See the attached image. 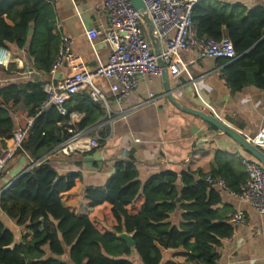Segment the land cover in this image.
Returning a JSON list of instances; mask_svg holds the SVG:
<instances>
[{
  "label": "trees",
  "instance_id": "16d2710c",
  "mask_svg": "<svg viewBox=\"0 0 264 264\" xmlns=\"http://www.w3.org/2000/svg\"><path fill=\"white\" fill-rule=\"evenodd\" d=\"M13 15L18 20L9 26L6 20L15 21ZM192 21L198 38L231 41L237 58L217 59L224 66L231 93L246 87L264 91V4L247 10L218 0H201L192 10ZM53 30L52 7L45 1L0 0V48L24 51V59L15 58L26 60L41 75L48 74L58 46ZM25 70L14 64L0 67V141L8 140L18 128V112L34 117L17 155L38 162L0 194L2 213L26 232L18 241L0 219V264H216V250L231 235L232 226L216 208L218 192L201 174L164 171L141 181L129 157L114 164L115 172L105 187L83 192L79 217L63 207L61 194L69 192L79 176L59 175L45 156L72 135L54 107L37 116L45 100V82L18 78ZM65 108L82 115L76 133L104 117L103 107L85 91L72 96ZM213 177L239 192L240 181L227 164ZM177 211L179 222L175 224L170 217ZM121 233L132 236L133 249L117 238ZM179 248L185 252L184 263H162L163 249Z\"/></svg>",
  "mask_w": 264,
  "mask_h": 264
},
{
  "label": "crops",
  "instance_id": "0c3cea01",
  "mask_svg": "<svg viewBox=\"0 0 264 264\" xmlns=\"http://www.w3.org/2000/svg\"><path fill=\"white\" fill-rule=\"evenodd\" d=\"M218 1L230 6H243L247 10L264 4V0ZM101 2L102 0H50L48 4L53 11V35L58 40L61 36L73 40L72 53L78 58L77 64H81L88 72L95 71L99 64H106L111 54L110 46L103 41L102 36L93 40L94 48L85 36L87 30L102 32L108 26L105 14L94 11V7ZM13 20L15 21L6 20V24L13 26L18 20L17 15H13ZM143 33L149 48L154 52L146 25ZM164 46L165 42L159 41V49L162 50ZM9 49L24 57L26 55L24 51L11 47ZM6 52L9 56L8 51ZM14 60V65L21 63L20 59ZM22 63V68L25 66L26 70L18 78L50 82L48 74L37 73L27 65L26 60ZM223 68L218 60L199 59L194 51L179 52L178 59L173 60L167 71L172 99L181 107L208 114L204 102L223 123L246 136L254 137L264 126V91L246 87L238 93H231L224 79ZM75 72L72 68H62L53 81L59 84L68 74ZM96 82L108 102L109 116L104 110V117L84 130L83 137L97 139L99 148L89 153L62 158L53 154L57 146L45 156L59 175L76 173L79 176L74 181L73 188L60 196L63 207L71 215L80 216L83 192L88 188L105 187L115 172L114 164L126 161L129 157L139 169L141 181L164 171L176 174L189 171L201 174L202 178L212 177L227 164L240 181L239 190L244 185L246 175L240 157H252L221 131L171 103L164 93L162 76L139 78L138 87L120 104L114 102V96L108 90V82ZM81 91L89 92L87 89ZM24 117H27L25 113L18 112L17 123ZM108 117L111 120L109 123ZM215 157L218 158L217 163H214ZM31 163L27 156L16 155L0 177V194L30 169ZM212 187L220 196V203L216 208L224 217L229 219L236 211H242L245 215V222L232 227L231 236L223 239L217 248L216 264H264V238L259 233L260 227L264 228V216L257 214L247 202L230 196L218 186ZM179 215V211L175 212L170 221L177 224ZM0 219L15 233L18 241L26 233L1 210ZM161 253L162 263L185 262L182 256L185 252L181 248L163 249Z\"/></svg>",
  "mask_w": 264,
  "mask_h": 264
},
{
  "label": "built area",
  "instance_id": "2783aa9c",
  "mask_svg": "<svg viewBox=\"0 0 264 264\" xmlns=\"http://www.w3.org/2000/svg\"><path fill=\"white\" fill-rule=\"evenodd\" d=\"M44 1L50 4V0ZM140 1L143 11L136 9L131 0H102L98 6L94 7L95 12L105 14L108 26L102 32L94 29L87 30L85 36L92 48H94L93 40L102 36L103 41L110 46L111 54L108 62L99 64L93 72H88L81 64H77L78 58L72 53L73 40L66 36L59 38L48 71L51 80L43 85L45 100L40 104L37 114L38 116L46 109L54 107L56 112L66 119L64 125L67 133L72 136L58 145L53 153L55 156L68 158L73 154L89 153L99 148L97 139L84 138L83 131L75 132V125L80 122L82 115L75 112L68 113L65 108L66 102L72 96L87 89L91 100L102 105L106 115L109 116L108 102L96 81L108 82V90L114 96V102L120 104L138 87L139 78L162 75L158 58L163 61L166 71L173 60L178 59V53L181 51H194L199 59L206 60L233 61L237 58L230 40L216 41L197 37L192 21V10L201 0ZM144 16L152 25V36L158 41L165 42L159 57L155 56L146 42L143 33L145 23L142 18ZM1 53L2 58L9 61L6 50L0 48ZM7 64L0 63L5 67ZM65 67L72 68L76 72L68 74L62 82L55 84L54 77L60 69ZM203 105L209 115L219 119L209 105L204 102ZM22 120L18 121V128L13 131L11 137L0 144V177L17 152L22 150V145L35 118L24 117ZM110 121L109 118L107 122ZM239 134L251 146L264 153V126L254 137L246 136L242 132ZM240 163L244 168L246 181L239 192H232L221 178L206 176L203 181L208 185L220 187L236 199L247 202L257 214L264 216V166L253 158L240 157ZM36 165L38 162H32L30 168ZM244 222L245 215L242 211H236L229 218L232 227ZM259 233L264 238L263 227H260Z\"/></svg>",
  "mask_w": 264,
  "mask_h": 264
},
{
  "label": "water",
  "instance_id": "95a60500",
  "mask_svg": "<svg viewBox=\"0 0 264 264\" xmlns=\"http://www.w3.org/2000/svg\"><path fill=\"white\" fill-rule=\"evenodd\" d=\"M133 6L138 9L143 11V5L140 0H131ZM143 21L145 25L148 28V37L151 40V43L154 45V54L156 57H159L160 55V49H159V41L155 39L152 36V25L147 19L146 16H144ZM32 34V31H30L29 35ZM159 66L162 68V79H163V84H164V93L166 94L168 100L173 103L178 109L183 110L184 112H187L191 115L199 117L201 120L207 122L208 124L212 125L215 127L217 130L221 131L223 134L231 138L234 142H236L241 148L249 155L251 156L254 160H256L258 163L264 166V153L253 146H251L241 134L234 128H231L230 126L226 125L223 123L221 120L217 119L213 115L205 114L203 112L197 111V110H192L186 107H181L179 104H177L173 99H172V93L171 89L169 86V80H168V75L167 71L165 69V65L163 61L158 58L157 59ZM31 73V70H30ZM118 239L123 241L129 249H133L135 247V242L133 241V238L131 235L127 233H121L116 235ZM135 252H132L131 255H134Z\"/></svg>",
  "mask_w": 264,
  "mask_h": 264
},
{
  "label": "rangeland",
  "instance_id": "374dc122",
  "mask_svg": "<svg viewBox=\"0 0 264 264\" xmlns=\"http://www.w3.org/2000/svg\"><path fill=\"white\" fill-rule=\"evenodd\" d=\"M15 52V53H14ZM8 53H9V56H10V58H9V61H8V64H7V66L5 67V66H2V65H0V67H3L4 69H6L10 64H12L13 62H15V60L14 59H17V58H15L16 56H20L22 59H24V55H22L21 53H18V52H16V51H11V54H10V49L8 50ZM14 53V54H13ZM19 60V59H18ZM20 61H21V63L19 64V63H15V66H16V68H22V66H23V64L24 63H22V62H24V60H21L20 59ZM23 121V120H22Z\"/></svg>",
  "mask_w": 264,
  "mask_h": 264
},
{
  "label": "bare ground",
  "instance_id": "6f19581e",
  "mask_svg": "<svg viewBox=\"0 0 264 264\" xmlns=\"http://www.w3.org/2000/svg\"><path fill=\"white\" fill-rule=\"evenodd\" d=\"M2 53L0 54V63L2 64V65H5V64H7L8 63V61L6 60V58L5 59H3L2 58Z\"/></svg>",
  "mask_w": 264,
  "mask_h": 264
}]
</instances>
